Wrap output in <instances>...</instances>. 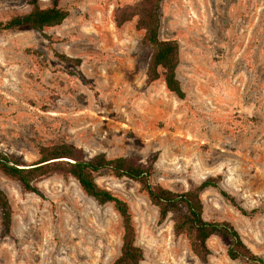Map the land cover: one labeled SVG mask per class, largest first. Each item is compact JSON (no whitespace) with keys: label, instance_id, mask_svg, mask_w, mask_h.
I'll return each mask as SVG.
<instances>
[{"label":"rangeland","instance_id":"rangeland-1","mask_svg":"<svg viewBox=\"0 0 264 264\" xmlns=\"http://www.w3.org/2000/svg\"><path fill=\"white\" fill-rule=\"evenodd\" d=\"M136 1L60 0L69 15L44 29L50 43L27 27L0 32V150L26 163L38 158V144L57 142L85 158L102 152L144 161L159 151L154 180L176 191L220 175L247 215L206 188L203 217L231 222L264 260V0H161L159 37L179 43L184 99L166 90L162 76L146 83L151 49L141 44L136 18L115 24L116 8ZM29 9L28 0H0V20ZM54 51L80 58V66ZM96 182L129 204L141 264H252L231 260L215 236L200 262L169 218L158 222L137 182L104 172ZM36 185L41 196L0 172L13 209L0 264H111L123 233L112 205L97 203L70 176Z\"/></svg>","mask_w":264,"mask_h":264},{"label":"trees","instance_id":"trees-1","mask_svg":"<svg viewBox=\"0 0 264 264\" xmlns=\"http://www.w3.org/2000/svg\"><path fill=\"white\" fill-rule=\"evenodd\" d=\"M60 0H51L47 7H41L38 0H28L30 9L26 13L15 14L6 20H0V32L17 27H27L39 33L45 28L61 25L69 12L59 5ZM161 0H137L118 7L114 21L120 27L136 18L135 27L142 30L141 44L149 46L151 55L145 70V81L151 84L161 76L167 91L179 99L185 98V92L177 77L180 63L179 43L175 39L159 37ZM49 43L51 37L43 34ZM59 60L78 67L81 59L54 51ZM38 158L26 163L20 157L0 150V172L19 183L22 190L41 196L36 185L38 180L54 174L74 178L81 190L99 204L109 203L121 219L123 233L119 254L111 264H141L144 260L143 249L136 244V228L129 204L110 190L101 187L96 177L107 173L117 178H129L139 184L150 203L157 208L158 222L169 218L175 236H183L194 256L206 263L211 253L207 241L215 236L227 243L226 254L231 260H245L252 264H263L261 256L254 253L243 241L238 230L227 220H206L203 217L201 192L206 188L218 190L221 197L234 206L241 214L247 211L240 207L235 198L223 190L219 182L220 175L208 176L198 185L183 191L167 188L154 180L155 163L159 151L148 154L144 161L133 155L107 157L98 153L85 158L81 148L65 142L38 144ZM13 209L6 192L0 186V224L2 237L11 234Z\"/></svg>","mask_w":264,"mask_h":264}]
</instances>
